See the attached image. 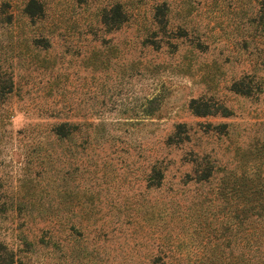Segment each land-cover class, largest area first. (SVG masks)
<instances>
[{
	"label": "rangeland",
	"instance_id": "rangeland-1",
	"mask_svg": "<svg viewBox=\"0 0 264 264\" xmlns=\"http://www.w3.org/2000/svg\"><path fill=\"white\" fill-rule=\"evenodd\" d=\"M258 180L264 0H0L15 264H249Z\"/></svg>",
	"mask_w": 264,
	"mask_h": 264
},
{
	"label": "trees",
	"instance_id": "trees-1",
	"mask_svg": "<svg viewBox=\"0 0 264 264\" xmlns=\"http://www.w3.org/2000/svg\"><path fill=\"white\" fill-rule=\"evenodd\" d=\"M5 91L7 90L5 89L4 92ZM191 108L196 114H207L213 112L212 109H210L209 107H204V108L198 107V104H196L195 99L191 101ZM216 108H219L220 112H222V114L224 115L229 113L228 108L225 106L216 107ZM61 134L63 135L65 134V132L62 131ZM210 174H211L210 172L208 173L204 172L200 178L206 179L210 176ZM248 199L249 202H246L244 208L245 210L244 219L245 221L248 222L246 224V227L248 226V228L245 227V230L251 228V231H249L248 234L246 233V235L248 236L247 240L255 241V244L253 245H255L254 249L256 248L257 250L258 247L260 246L264 247V185L260 183V180L255 181L253 188L250 189ZM252 234L256 235V238H254L253 240L251 239L250 236ZM249 246H251V244ZM258 252L259 251H255L254 254L249 253V256L247 257V262L249 264H255V262L251 260L250 256L251 255L257 256ZM262 253H264L263 250L261 253L259 252L258 254L262 256ZM15 263H16V258L13 251L8 249V247L4 243L0 242V264H15ZM257 263L264 264V256H262L261 259L257 261Z\"/></svg>",
	"mask_w": 264,
	"mask_h": 264
}]
</instances>
